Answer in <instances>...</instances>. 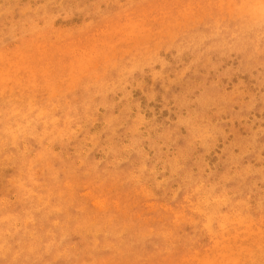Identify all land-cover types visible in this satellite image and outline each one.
Listing matches in <instances>:
<instances>
[{"label":"rangeland","instance_id":"obj_1","mask_svg":"<svg viewBox=\"0 0 264 264\" xmlns=\"http://www.w3.org/2000/svg\"><path fill=\"white\" fill-rule=\"evenodd\" d=\"M0 264H264V0H0Z\"/></svg>","mask_w":264,"mask_h":264}]
</instances>
